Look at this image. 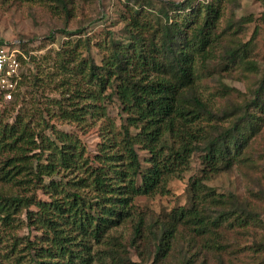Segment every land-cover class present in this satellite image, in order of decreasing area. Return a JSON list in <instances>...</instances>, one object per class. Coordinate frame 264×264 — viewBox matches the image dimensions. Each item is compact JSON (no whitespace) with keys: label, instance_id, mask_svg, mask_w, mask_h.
Here are the masks:
<instances>
[{"label":"trees","instance_id":"obj_1","mask_svg":"<svg viewBox=\"0 0 264 264\" xmlns=\"http://www.w3.org/2000/svg\"><path fill=\"white\" fill-rule=\"evenodd\" d=\"M48 1L74 17L73 0ZM224 5L226 0H184L156 8L153 0H125L122 36L109 33L96 44L99 64L89 39H81L54 53L51 72L36 65L53 84L51 109H19L12 122L0 113V185L6 188L0 193V264H131L125 241L112 231L134 220L136 197L165 195L194 153L201 170L188 182L189 205L173 208L158 224L154 261L168 256L180 227L190 232V249L201 239L219 247L224 229L254 226L246 205L205 184L253 161L247 147L264 122V75L246 98L224 83L216 89L205 84L215 55L227 73L255 68L249 62L254 44L229 39L223 45L225 30L217 33ZM114 100L119 125L108 114ZM44 113L82 130L98 123L97 152L88 154L78 136L56 129ZM48 129L53 138L45 135ZM137 147L149 154L145 166ZM23 228L38 235L20 236ZM132 229L131 246L145 237L142 221ZM249 249L264 251L262 243Z\"/></svg>","mask_w":264,"mask_h":264},{"label":"rangeland","instance_id":"obj_2","mask_svg":"<svg viewBox=\"0 0 264 264\" xmlns=\"http://www.w3.org/2000/svg\"><path fill=\"white\" fill-rule=\"evenodd\" d=\"M124 1L73 0L74 17L69 18L60 7H57V3L48 0H0V42L17 43L27 57L22 63L21 81L14 99L16 102L0 107V113L6 112L8 122L13 121L19 109L26 110L32 106L40 109L50 108L47 100L56 97L50 92L53 84L48 85L47 75H38L36 65H40L41 73L51 72L52 69L49 67L53 64L54 53L66 48L65 42H72L73 45L77 40L89 39L91 57L99 64L100 53L96 44L109 33L115 38L122 36L124 23L121 21V12L124 9ZM153 1L155 7L159 8L163 2L184 0ZM224 6L225 14L217 33L225 30L221 40L223 45L228 46V43H231L229 39L233 40V44L250 43V47L254 44L249 62L254 64L255 68H242L234 73H227L223 69L222 59L215 55L208 63V70L213 75L205 84L216 89L220 83H224L246 98L248 91L264 75V9L259 0H226ZM242 19H245V23H241ZM250 19L251 22H248ZM31 56L35 57L34 63L30 59ZM33 78L37 79L34 85ZM231 96L236 97V93H232ZM107 109L110 118L119 125L122 115L117 101L108 104ZM43 117L56 129L78 136L88 154L93 155L97 152V145L100 142L98 123L82 130L75 125L55 122L45 113ZM45 135L53 138L49 129L45 131ZM136 151L141 164L145 166L149 154L138 147ZM199 156V153L191 156L189 167L181 177L169 182L165 195L136 197L133 203L134 220L112 231L113 235L122 237L125 241H123L126 247L125 255L131 264H183V262L187 264L185 262L188 258H193L194 264H264V251L258 253L249 249L256 243H262L264 250V122L260 133L247 147V156L253 161L238 164L205 182L214 191L233 194L243 206L246 205L252 212L254 226L246 230L224 229V240L220 244H227L225 249H221L222 245L220 247L218 244L215 245L219 247H210L213 244L209 242L208 245L204 239L197 240L189 249L187 242L190 232L180 227L179 235L168 256L162 262L154 261L158 224L163 219L167 220L165 215L173 208L189 205L188 182L200 175ZM4 190L6 191V188L2 189L0 185V193H5ZM39 195L42 197L40 193ZM21 218L25 221V216ZM138 221H142L144 225L145 237L136 240L131 246L129 238L132 235V227ZM19 235L33 237L38 234L23 228ZM191 254L196 255L190 257Z\"/></svg>","mask_w":264,"mask_h":264},{"label":"built area","instance_id":"obj_3","mask_svg":"<svg viewBox=\"0 0 264 264\" xmlns=\"http://www.w3.org/2000/svg\"><path fill=\"white\" fill-rule=\"evenodd\" d=\"M264 5V0H259ZM27 57L17 43H0V102L15 98L21 81L22 63Z\"/></svg>","mask_w":264,"mask_h":264}]
</instances>
